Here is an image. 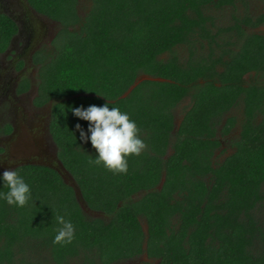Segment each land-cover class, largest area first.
I'll return each mask as SVG.
<instances>
[{
	"label": "trees",
	"instance_id": "trees-1",
	"mask_svg": "<svg viewBox=\"0 0 264 264\" xmlns=\"http://www.w3.org/2000/svg\"><path fill=\"white\" fill-rule=\"evenodd\" d=\"M31 1L63 25L41 55L39 91L55 100L58 158L104 217L83 211L53 168L23 166L32 197L23 207L0 199V264L144 253L159 264H264V0ZM15 32L2 16L4 45ZM142 75L166 81L122 99ZM105 103L128 113L147 145L127 174L94 163L76 128L89 122L72 108ZM58 215L74 225L70 243L54 242Z\"/></svg>",
	"mask_w": 264,
	"mask_h": 264
},
{
	"label": "flooded vegetation",
	"instance_id": "flooded-vegetation-1",
	"mask_svg": "<svg viewBox=\"0 0 264 264\" xmlns=\"http://www.w3.org/2000/svg\"><path fill=\"white\" fill-rule=\"evenodd\" d=\"M2 16L16 32L6 45L0 37V149L6 150L3 159L14 162H5L0 173L9 167H56L59 149L51 132L55 100L42 99L39 91L45 58L41 55L55 48L62 26L55 33L52 24L61 23L40 13L31 0H0ZM260 28L256 32L264 33ZM184 102L191 104L188 98ZM123 263L159 264L160 260L144 253L116 264Z\"/></svg>",
	"mask_w": 264,
	"mask_h": 264
},
{
	"label": "clouds",
	"instance_id": "clouds-1",
	"mask_svg": "<svg viewBox=\"0 0 264 264\" xmlns=\"http://www.w3.org/2000/svg\"><path fill=\"white\" fill-rule=\"evenodd\" d=\"M73 114L81 120L89 122L87 132L81 125L76 128L80 132L83 142L90 140L96 150L94 163L103 165L113 174H127L128 157L139 156L147 147L144 140L140 138V129L135 120L129 114L122 112L119 107H109L108 103L103 106L89 105L87 108L74 107ZM6 150L0 149V166L5 162L12 165L14 162L6 161ZM0 182L7 192L0 193V199L9 205L17 207L25 206L32 197L31 187L18 171L12 167L0 174ZM56 223L61 225L54 237L55 243H70L75 234L74 225L65 220L64 216H56Z\"/></svg>",
	"mask_w": 264,
	"mask_h": 264
},
{
	"label": "water",
	"instance_id": "water-1",
	"mask_svg": "<svg viewBox=\"0 0 264 264\" xmlns=\"http://www.w3.org/2000/svg\"><path fill=\"white\" fill-rule=\"evenodd\" d=\"M143 81H160V82H165V79L162 78H154L151 76H147V75H142L130 88L129 90L123 94L121 96L122 99H125L128 97L129 94L132 93V91ZM83 96H87L85 94H83ZM54 170H56L59 175L62 177L63 181L65 182V184L71 186L76 194V198L78 203L80 204L81 208L83 209V211H85L86 213H88L89 215L93 216V217H103V213L101 212H97L94 210H91L90 207L88 206L83 193L81 191V188L79 187V185L77 184L76 180L74 179V177L72 176V174L64 167L63 163L57 159V166L56 167H52Z\"/></svg>",
	"mask_w": 264,
	"mask_h": 264
},
{
	"label": "rangeland",
	"instance_id": "rangeland-1",
	"mask_svg": "<svg viewBox=\"0 0 264 264\" xmlns=\"http://www.w3.org/2000/svg\"><path fill=\"white\" fill-rule=\"evenodd\" d=\"M261 3V2H260ZM60 26H62V28H63V25H59L58 23H54V24H52V28H54L55 29V33H57L58 31H59V29H60ZM61 32V31H60ZM60 32H59V34H60ZM54 33V34H55ZM55 37L56 36H54V37H52V40H54L55 39ZM57 38V37H56ZM50 40V38H47V41H49ZM185 103V102H184ZM185 105H186V103H185ZM91 216V215H90ZM104 217V216H103ZM95 218H97V217H95ZM42 256H44V257H46V255L47 254H44L43 255V252H39ZM48 256V255H47ZM75 263V262H74ZM123 264H126V263H123Z\"/></svg>",
	"mask_w": 264,
	"mask_h": 264
}]
</instances>
